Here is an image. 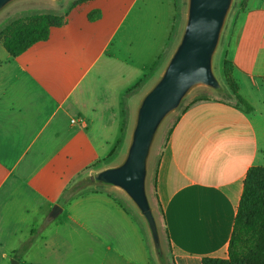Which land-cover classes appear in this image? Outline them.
<instances>
[{
  "label": "crops",
  "instance_id": "1",
  "mask_svg": "<svg viewBox=\"0 0 264 264\" xmlns=\"http://www.w3.org/2000/svg\"><path fill=\"white\" fill-rule=\"evenodd\" d=\"M140 1L81 3L63 25L51 29L46 41L17 57L0 42L2 213L14 207L15 193L23 190L21 147L25 134L36 126V116L43 111L67 116L35 150L28 182L34 210L40 213L59 204L64 220L55 229L45 226L37 236H24L11 248L10 234L26 222H4L7 236L0 239V264L12 254L19 258L14 264H152L151 230L133 201L115 186L96 181L58 203L50 195L51 179L44 180L47 165L35 164L49 155V163L55 160L53 177L70 167L78 177L122 153L132 93L167 51L175 19L168 10L166 20L155 22L149 18L147 0ZM224 55L234 63L240 95L252 110L236 99L191 104L175 120L153 162L154 196L174 264L228 258L245 178L252 167L264 166V0L244 2ZM23 113L30 117L9 137L11 114ZM73 118L81 121L72 123Z\"/></svg>",
  "mask_w": 264,
  "mask_h": 264
},
{
  "label": "rangeland",
  "instance_id": "2",
  "mask_svg": "<svg viewBox=\"0 0 264 264\" xmlns=\"http://www.w3.org/2000/svg\"><path fill=\"white\" fill-rule=\"evenodd\" d=\"M78 1L79 0H17L11 3L10 5H8L5 9H3L0 12V33L8 24L12 23L17 19L25 18L33 14H41V13L66 16L70 11H72L73 8L77 7L79 4L90 0H85L83 2H78ZM245 1L247 0L233 1L232 7L230 9V12L228 14L222 32L218 49L214 57L213 69L217 79L219 80L222 86L221 91L218 92L217 90L204 85H200L193 88L190 91V93L185 97L184 101L182 102L178 110L171 113L164 120L161 127L159 128V131L157 132L154 143L152 145L151 153L149 156V162H148L147 189H148L151 205L154 209V215L157 220L159 233H160V240H161V253H158L153 237L149 236V238H151L152 248H153L152 264H174L172 244L167 237L163 225L162 213L154 196L153 162L155 160V156L159 154L160 149L162 148L163 144L166 142L170 130L175 120L179 116V114L185 108H187V106H189L193 101L199 99H224V100L234 99V97H232L231 95L232 92L227 83V80L225 79L223 62L225 58L224 54L227 48L229 37L232 36V33L235 30L236 21L238 20L239 15L242 12V6ZM143 2L144 0H141L139 4H142ZM147 4L149 10V18L150 19L153 18L155 22L166 20L165 19L167 17L166 12L168 10H169L168 12L169 16H171L174 13L175 14L174 26L171 31V38L167 51L165 52V54L161 56L160 60L157 62L155 67L149 72V77H147L143 83L139 84L138 88L134 90V92L132 93L133 96L131 97L129 106L127 107L128 109L127 121L129 123V133L128 136L126 137V145L121 147L122 153L120 155H117L116 157H110V158L108 157L104 161L98 162L91 168L90 171L83 173L78 177L73 172L72 167H70V170L67 171L66 174H62L61 169L57 170L58 172L57 176L53 177V175L50 172V169L54 170L52 166L55 165V160L49 163V161L47 160L49 159V155H45L42 161L36 162L35 163L36 165H38L39 163H41L42 165L45 164L47 165L46 167H44L47 169L43 172V175L47 176L48 174V177L44 178V180H47L49 183L51 179L52 184L50 186L51 189L50 192H52L53 194L50 195L55 196V198L58 199V203H65L68 199L71 198L73 194H76L82 190H85L95 185L96 183L95 179L92 182L88 181L90 177L95 176L97 173H99L100 171L106 168L117 166L124 161L131 143L132 133L135 127L137 112L141 104V101L143 97L146 95V93L160 79L173 53L175 52L177 46L181 41L187 22L189 0H147ZM84 9H82L81 11H83ZM93 13L99 15L100 12L94 11ZM0 42H2L1 36H0ZM11 115H13V118L11 117L10 120L14 122V125L9 129V133H8L9 137L13 135V132H17L20 125L26 123V121L30 117V115L26 113L25 114L23 113L22 116H18V114H11ZM38 119L41 120L39 125L37 123ZM66 120H67V116L64 113H60L55 117H53L52 114H50L49 112L43 111L39 116L38 115L36 116L37 122L34 130H32L31 133L25 134L26 143L21 147L22 149L21 153L23 155V158L20 162L21 163L20 169L22 168V172L19 171L21 175H24V178L21 182L23 186L21 188H23V190H20V192L15 193V199H13L14 200L13 202L16 204L14 205L13 208L5 209L3 210V213L0 208V239L2 236H7L5 231L7 226L3 224L4 222L12 224L13 221L14 222L22 221L23 219L26 222L24 225L25 228L22 227V225H20L18 226L19 228L18 231H16L13 235L10 234L11 236L9 240L10 248L12 246H18L17 244L24 238V236H34V235L37 236L39 231L43 229L45 226L47 228L55 229L64 220V216L62 214L56 218H52L50 216V213L56 204L50 210L49 208L43 207L40 213L34 210V208L30 204L31 200L33 199V195L28 192L30 187L28 182L31 179V174L29 173L32 172L33 169L32 165L34 164L32 161L35 150L38 147H40V142L44 140L50 134V132L53 131L54 127H57L58 124L64 125ZM1 124L2 122L0 121V149L2 142ZM58 132L59 134L60 133L65 134V130H61L60 128ZM35 137H37L36 141H34ZM50 147L54 149V146H50ZM23 151H25V154H23ZM46 153L48 152L46 151ZM17 155L18 153L12 156L14 159H17L18 157ZM12 163H15V161H11V164ZM1 168L2 167H1V159H0V170ZM50 174L51 177L49 178ZM15 180L16 179L14 178L11 180V185L12 183H14ZM43 183L45 184V182ZM44 184L40 185L41 187H43V189L46 188ZM76 185L80 186L78 190L75 189ZM115 188L124 197L133 201L124 190L116 186ZM62 189L63 190L67 189L68 191L66 193L64 192L62 193ZM21 196H23L24 199ZM1 200H2V190L0 189V203ZM2 214L4 215L2 216ZM33 224H35V226ZM10 226L12 227V225ZM16 227L17 226L15 225L14 226L15 230ZM33 231H35V233ZM12 255L13 256H11L9 261H7L4 264H14L16 261L19 260L17 254H12Z\"/></svg>",
  "mask_w": 264,
  "mask_h": 264
},
{
  "label": "water",
  "instance_id": "3",
  "mask_svg": "<svg viewBox=\"0 0 264 264\" xmlns=\"http://www.w3.org/2000/svg\"><path fill=\"white\" fill-rule=\"evenodd\" d=\"M15 1L0 0V12ZM233 1L189 0L181 41L162 76L141 101L124 161L93 176L96 181L119 187L128 194L146 218L158 253L160 233L147 193L152 145L164 120L178 110L193 88L204 85L221 89L213 62ZM62 211V206L55 205L50 216L56 218Z\"/></svg>",
  "mask_w": 264,
  "mask_h": 264
},
{
  "label": "trees",
  "instance_id": "4",
  "mask_svg": "<svg viewBox=\"0 0 264 264\" xmlns=\"http://www.w3.org/2000/svg\"><path fill=\"white\" fill-rule=\"evenodd\" d=\"M83 1L85 0L78 2ZM65 17L41 13L17 19L0 33L4 47L12 56H20L36 43L46 41L53 27L65 23ZM223 65L232 97L239 105L251 111L252 107L240 95L239 85L233 76L234 63L226 58ZM217 91L220 92L221 89ZM200 100L205 99L195 100L191 104ZM88 181H94V177H90ZM79 188V185L75 186V189ZM204 262L205 264H264V166L252 167L245 178L233 235L229 243L228 258L207 257Z\"/></svg>",
  "mask_w": 264,
  "mask_h": 264
},
{
  "label": "built area",
  "instance_id": "5",
  "mask_svg": "<svg viewBox=\"0 0 264 264\" xmlns=\"http://www.w3.org/2000/svg\"><path fill=\"white\" fill-rule=\"evenodd\" d=\"M81 120H79V119H77V118H73L72 119V123H78V122H80Z\"/></svg>",
  "mask_w": 264,
  "mask_h": 264
}]
</instances>
